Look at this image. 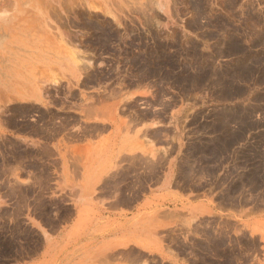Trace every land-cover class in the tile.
I'll use <instances>...</instances> for the list:
<instances>
[{"label":"rangeland","instance_id":"rangeland-1","mask_svg":"<svg viewBox=\"0 0 264 264\" xmlns=\"http://www.w3.org/2000/svg\"><path fill=\"white\" fill-rule=\"evenodd\" d=\"M0 41L49 56L35 86L59 105L76 100L74 85L145 88L161 119L157 151L179 156L174 184L204 201L179 203L178 222L146 238H96L120 233L112 214L99 233L92 207L67 225L74 210L43 196L35 150L1 137L0 189L16 205L0 207V264H264V0H0ZM16 159L37 170L33 183L10 186ZM60 230L68 237L45 242Z\"/></svg>","mask_w":264,"mask_h":264},{"label":"crops","instance_id":"crops-1","mask_svg":"<svg viewBox=\"0 0 264 264\" xmlns=\"http://www.w3.org/2000/svg\"><path fill=\"white\" fill-rule=\"evenodd\" d=\"M4 42L0 41V138L21 141L35 150L33 159L42 164L48 176L47 183L42 184L43 196L59 201L53 205L74 210L67 225L77 222L78 208L92 207L98 213L92 232L99 233L111 214L120 225L115 229L120 233L91 234L93 237L143 239L147 231L157 233L158 229L177 223L179 203H189L190 207L204 203L203 198L181 193L174 184L178 154L157 151L161 119L157 102L146 100L150 93L145 88L74 85L70 89L76 92V100L67 99L59 105L53 103L56 93L50 92L49 85L35 86L50 69L49 56L19 50ZM54 63L60 66L58 61ZM137 100H143V104ZM29 104L53 109L59 115L49 120L20 117L18 105ZM23 124H32L34 131L19 130L18 126ZM8 174L10 186L16 182L28 184L36 180L37 170L24 168L16 159ZM15 203L11 192L0 189V207L12 208ZM69 233L47 232L43 238L50 243L52 239L68 237ZM36 262L27 259L10 264Z\"/></svg>","mask_w":264,"mask_h":264}]
</instances>
